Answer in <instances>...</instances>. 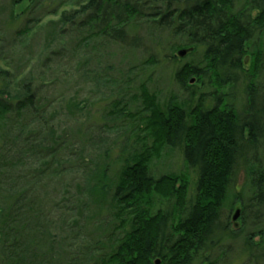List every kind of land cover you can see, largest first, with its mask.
<instances>
[{
  "label": "trees",
  "instance_id": "trees-1",
  "mask_svg": "<svg viewBox=\"0 0 264 264\" xmlns=\"http://www.w3.org/2000/svg\"><path fill=\"white\" fill-rule=\"evenodd\" d=\"M34 9L16 16L23 19L14 31H0V84L12 89L0 90V264H219L230 237L221 211L241 171L246 200L237 197L232 213L238 209L243 222L232 221V213L229 221L243 228L252 216L254 231L242 238L245 264L264 262L249 242L264 237L258 221L264 216V89L258 85L264 0H59L27 18ZM47 18L58 20L50 34L57 45L37 86L24 75L38 56L34 44ZM182 50L190 53L180 58ZM103 59L111 84L122 63L131 74L188 59L172 75L183 100L162 103L139 84L140 108L129 123L140 148L118 155L121 166L109 186L106 167L94 176L78 160L74 169L82 166L94 179L87 189L77 187L71 204L48 203L44 181L71 170L69 137L83 143L86 136L78 138L69 123L61 131L49 123L54 101L45 85H53V76L62 84L76 76L87 82ZM240 97L236 110L230 102ZM118 114L128 116L124 109ZM165 151L179 153L192 176L191 195L186 173L153 177L150 166ZM99 187L107 190L104 197ZM54 210L56 222L46 216ZM103 219L108 222L97 223Z\"/></svg>",
  "mask_w": 264,
  "mask_h": 264
},
{
  "label": "rangeland",
  "instance_id": "rangeland-1",
  "mask_svg": "<svg viewBox=\"0 0 264 264\" xmlns=\"http://www.w3.org/2000/svg\"><path fill=\"white\" fill-rule=\"evenodd\" d=\"M56 1L57 0H20L17 2V0H0V31H14L23 19L18 20L15 18L23 12L26 7H36V9L27 15V18H32L33 16L41 15L42 12L40 10L44 11L56 7L59 0L57 3ZM15 2L16 5H14ZM39 12L40 14H38ZM53 19L47 18L43 21L41 32L34 44V46H37L36 49H40L41 51L39 50L40 53L38 52L36 60L29 64L30 67L26 69V74L24 75V77L28 76L27 78L35 82L34 84H37V86L41 85L38 75L41 73V70L44 69L43 62L49 58L50 52L57 45L56 36H51L50 34L56 32L57 28L55 26H57V24L55 21L58 20L48 24L49 20ZM64 28L62 26L59 30L61 31ZM1 37L6 38L2 35ZM188 53L190 52H187V54ZM188 61V59H185L177 62V64L162 63L153 69H134L131 74L126 72V64L122 63L120 67L117 66L120 70L114 75L117 79L114 84L106 82L104 79L105 75L113 74L108 73V71L104 69V59L99 63V66L97 64L98 67L96 71H93L91 75H89L87 82L78 79V76H76L74 77V79H76L74 82H63V84L58 78L59 84H57V76L55 77L53 76L54 74L51 73V76L56 80L52 82V86L45 85L46 96L54 101L51 104V110H49L47 114V119H50L49 123L58 131L62 130L63 124L69 123L70 125L68 124V128L72 129V127H74L75 133L79 135L78 138L81 139V135H85L86 140L84 141L85 144L80 140L74 142V138L70 139L68 136L71 146L68 147V151L65 154H68L66 157L67 161L70 163L69 166L71 170L68 171L66 175H60L51 180L47 179L44 181L47 188L46 195L44 196L48 203L53 201L54 203H58L59 201H66L68 199L71 204L74 195L77 194V187L84 184L85 189H87V183L94 179L88 176L89 172L86 171L87 169L83 168L80 170L82 166L79 169H74V165L78 163V160H83L85 163L88 162V171L91 170V175L94 176L98 175L99 172V175H101V173H103V168L106 167L107 172L104 176L105 178L108 177V186L113 182V179L115 180L117 171H119V167L121 166L118 155H120L123 150L125 153H129L130 151L140 148L141 143L137 142L139 135L138 131L133 128V124L129 123V118L140 108L138 98L139 84H147L148 88L157 94L162 103H167L171 99L182 101L183 93L173 83L172 75L176 66H180ZM244 62V69H247L250 64V59L246 57ZM66 68L69 69L68 66H66ZM54 70L55 69H53V71ZM258 85H262L264 89V73L260 74ZM2 89L7 94L12 90L8 86L6 87L0 84V90ZM240 99L241 97L230 102L234 105L236 110L243 104V101ZM120 109L126 110L128 116L120 118L121 116L118 114V110ZM114 112L116 116H114ZM1 141L2 140H0V143ZM13 152L14 150H11V155L14 154ZM26 164L27 167H29L28 162ZM150 169L154 178H159L163 175L186 173L189 178V195H191L192 176L184 168L183 162L177 151H165L158 160L152 162ZM93 183L90 182V185ZM3 184L2 182L1 185ZM106 191L104 187H99L98 193L101 197H104ZM246 195L247 181L244 173L241 171L237 173L236 178L232 181L231 187L227 193L226 203L221 211L220 220L222 223H227L230 237L224 242V247L228 246L229 252L219 264L246 263V258L243 256L242 247L244 245V239L242 238L243 234L247 236L248 233L254 231L251 220L252 216H249V219L244 221L243 228L240 226L233 227V223L229 221V217L234 210L233 203L235 199L240 197L244 200ZM245 200L243 203H245ZM50 208L51 206L48 207V209ZM59 213L60 212L54 210V212H48L46 216L51 220L53 219V222H56L57 219H60ZM81 221L84 220L81 219ZM258 221L264 222V216ZM98 222H100L99 224H101V222L107 223L108 220L103 219L97 221V223ZM235 222L237 224L241 223L242 225L243 221L238 217V220ZM234 228L237 231H234ZM258 240L259 239L256 237L254 238V236L251 237L249 241L250 247L255 252H259L260 250V252L264 254V237L262 241L259 240L258 242ZM71 241L72 240L69 242ZM70 244L72 245L73 241ZM259 262H261L260 264H264L262 261Z\"/></svg>",
  "mask_w": 264,
  "mask_h": 264
},
{
  "label": "water",
  "instance_id": "water-1",
  "mask_svg": "<svg viewBox=\"0 0 264 264\" xmlns=\"http://www.w3.org/2000/svg\"><path fill=\"white\" fill-rule=\"evenodd\" d=\"M186 54H187V51L182 50L177 53V56L181 58V57H184ZM239 212L240 211L238 209L234 211V214L232 216V221L237 220V218L239 217Z\"/></svg>",
  "mask_w": 264,
  "mask_h": 264
}]
</instances>
